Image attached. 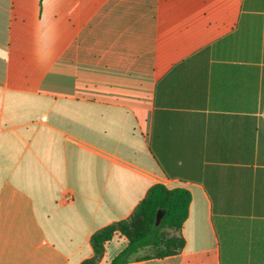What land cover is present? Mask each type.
Returning a JSON list of instances; mask_svg holds the SVG:
<instances>
[{"label":"crops","instance_id":"1","mask_svg":"<svg viewBox=\"0 0 264 264\" xmlns=\"http://www.w3.org/2000/svg\"><path fill=\"white\" fill-rule=\"evenodd\" d=\"M156 185L185 245L127 264H264V0H0V264L93 260Z\"/></svg>","mask_w":264,"mask_h":264},{"label":"trees","instance_id":"2","mask_svg":"<svg viewBox=\"0 0 264 264\" xmlns=\"http://www.w3.org/2000/svg\"><path fill=\"white\" fill-rule=\"evenodd\" d=\"M190 194L184 189L169 190L156 185L132 216L107 227L93 238L96 257L84 264H95L104 245L119 232L128 240L127 247L111 264H127L141 250L152 248L156 256L165 257L181 251L185 240L180 232L188 214ZM162 214L157 224V215Z\"/></svg>","mask_w":264,"mask_h":264},{"label":"water","instance_id":"3","mask_svg":"<svg viewBox=\"0 0 264 264\" xmlns=\"http://www.w3.org/2000/svg\"><path fill=\"white\" fill-rule=\"evenodd\" d=\"M161 218H162V214H158L157 215V224L160 222Z\"/></svg>","mask_w":264,"mask_h":264}]
</instances>
